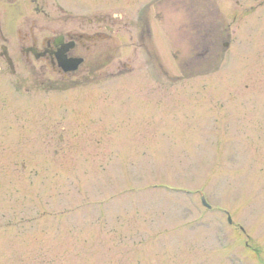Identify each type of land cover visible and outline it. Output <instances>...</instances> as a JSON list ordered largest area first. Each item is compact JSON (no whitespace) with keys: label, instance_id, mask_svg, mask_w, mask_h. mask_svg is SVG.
<instances>
[{"label":"rangeland","instance_id":"1","mask_svg":"<svg viewBox=\"0 0 264 264\" xmlns=\"http://www.w3.org/2000/svg\"><path fill=\"white\" fill-rule=\"evenodd\" d=\"M12 1L114 33L63 90L0 66V264H264V0Z\"/></svg>","mask_w":264,"mask_h":264},{"label":"flooded vegetation","instance_id":"2","mask_svg":"<svg viewBox=\"0 0 264 264\" xmlns=\"http://www.w3.org/2000/svg\"><path fill=\"white\" fill-rule=\"evenodd\" d=\"M11 1L0 0V19L11 14L8 6ZM37 12L41 13L40 10ZM64 15H67L65 11ZM76 16L68 15L73 18L72 26L67 25L64 20L68 19L59 14L47 15L44 23H38L32 16L22 27L5 30L0 26L2 69L15 75L16 67L19 63H24L26 76L34 86L39 88L47 84L49 90H63L80 84L89 76L95 77L100 70L99 43L112 40L113 16L108 11L97 12L86 21H81V16ZM147 27L143 26V31H148ZM19 32L22 35L17 37ZM75 59H80L78 66L66 69L65 66L71 65Z\"/></svg>","mask_w":264,"mask_h":264},{"label":"water","instance_id":"3","mask_svg":"<svg viewBox=\"0 0 264 264\" xmlns=\"http://www.w3.org/2000/svg\"><path fill=\"white\" fill-rule=\"evenodd\" d=\"M76 64H77V63L74 61L73 64H71V65H67L66 67H67V68H74Z\"/></svg>","mask_w":264,"mask_h":264}]
</instances>
